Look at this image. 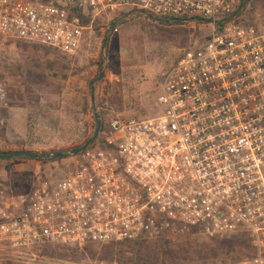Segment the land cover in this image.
<instances>
[{"label": "built area", "instance_id": "built-area-1", "mask_svg": "<svg viewBox=\"0 0 264 264\" xmlns=\"http://www.w3.org/2000/svg\"><path fill=\"white\" fill-rule=\"evenodd\" d=\"M244 1L0 0V43L70 55L94 22L114 26L128 10L211 30L166 73L155 115L111 118L109 148H88L61 180L39 177L20 206L0 205V261L93 264L38 248L197 229L246 234L249 264H264V30L242 21Z\"/></svg>", "mask_w": 264, "mask_h": 264}, {"label": "rangeland", "instance_id": "rangeland-1", "mask_svg": "<svg viewBox=\"0 0 264 264\" xmlns=\"http://www.w3.org/2000/svg\"><path fill=\"white\" fill-rule=\"evenodd\" d=\"M242 12L264 30V0H245ZM210 31L205 23L159 20L128 10L112 27L93 24L71 55L25 41L0 43V80L7 84V100L0 105V151L48 153L50 158L55 152L66 154L48 163L24 156L0 159V205L9 200L20 206L39 177L61 180L75 170L80 157L73 150L94 138L98 119L100 133L91 145L102 135V121L107 126L115 116L155 115L166 73ZM142 239L139 253L149 264H203L196 260L199 249L225 238L168 230ZM85 250L67 256L83 263L120 264L106 245L92 244ZM205 262L233 264L227 255Z\"/></svg>", "mask_w": 264, "mask_h": 264}, {"label": "trees", "instance_id": "trees-1", "mask_svg": "<svg viewBox=\"0 0 264 264\" xmlns=\"http://www.w3.org/2000/svg\"><path fill=\"white\" fill-rule=\"evenodd\" d=\"M242 21L249 25L254 26L249 21L246 20L244 13L242 12ZM170 21V20H167ZM84 24H88L89 21L84 19ZM97 24L98 22H94L93 24ZM207 40V38H206ZM206 40L202 43L204 44ZM16 43H21L22 41H15ZM25 43V42H22ZM51 48V47H50ZM53 49V48H51ZM56 50V49H53ZM58 51V50H56ZM59 52V51H58ZM108 138H109V128L108 125L105 126L102 121V135L96 141V144L91 145L89 149L94 148H109L108 146ZM15 151H0V154L8 155ZM59 152H55L53 158L50 157H38V158H31L37 160L41 163H48L57 159H62V157H58L57 154ZM82 153L75 154L80 156ZM193 231H197V229H191ZM225 239L221 241H217L216 246H203L197 252L196 260H200L203 264H206V260H212L218 257V255H227L233 264H249L254 255V249L251 245V242L248 236L244 233H237L231 236L223 237ZM239 241H241L239 243ZM110 248L111 256H117L120 264H149L147 260L141 258V254L139 253V249L144 245V240H132V241H123L119 243H106L103 244ZM92 245H87L84 249H79L75 246H64V245H46L38 248V253L41 255L49 256V257H58V258H66L71 259L73 261H79L76 258L69 257L67 255L71 254H79L86 251L85 249L90 248ZM76 256V255H75ZM81 262V261H80Z\"/></svg>", "mask_w": 264, "mask_h": 264}, {"label": "water", "instance_id": "water-1", "mask_svg": "<svg viewBox=\"0 0 264 264\" xmlns=\"http://www.w3.org/2000/svg\"><path fill=\"white\" fill-rule=\"evenodd\" d=\"M243 4H244V2L242 3V7H243ZM104 59H105V57L103 56L102 57V61H101V65H103ZM101 76H102V74L100 75V77ZM93 93H94V90H92V94ZM95 115L98 116L97 112L95 113ZM100 129H101V120L98 119L94 138H92L91 140L87 141L83 146L74 149L73 150V154H79L81 152L86 151L89 148V146L91 145V143L94 141V139L99 135ZM17 156H24V157H29V158H34L35 159V158L42 157V156L50 157L51 155L48 154V153H40V152H35L34 153V152H30V151H15V152H13L11 154H8V155L0 154V159H11V158L17 157ZM57 156L63 158V157L66 156V154L62 153V152H59L57 154Z\"/></svg>", "mask_w": 264, "mask_h": 264}]
</instances>
